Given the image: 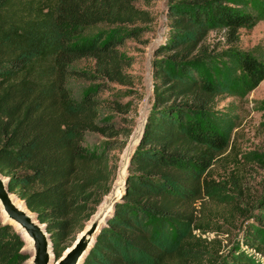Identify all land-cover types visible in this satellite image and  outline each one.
Returning <instances> with one entry per match:
<instances>
[{
	"label": "trees",
	"instance_id": "1",
	"mask_svg": "<svg viewBox=\"0 0 264 264\" xmlns=\"http://www.w3.org/2000/svg\"><path fill=\"white\" fill-rule=\"evenodd\" d=\"M136 2L0 0V172L47 225L56 257L109 192L133 131L135 80L118 34L144 20ZM188 6L173 21L174 37L159 47L172 51L169 58L154 61L153 104L126 195L83 264H262L243 251L216 262L218 249L201 236L210 226L197 202H232L208 170L229 144V113L216 109L219 77L237 75L243 91L264 80V51L236 45L241 28L264 18V6L254 0ZM216 29L229 46L204 44ZM99 79L123 89L102 98ZM256 218L264 224V203ZM247 231L245 243L262 252L264 229ZM23 244L0 219V264H25Z\"/></svg>",
	"mask_w": 264,
	"mask_h": 264
},
{
	"label": "rangeland",
	"instance_id": "2",
	"mask_svg": "<svg viewBox=\"0 0 264 264\" xmlns=\"http://www.w3.org/2000/svg\"><path fill=\"white\" fill-rule=\"evenodd\" d=\"M190 1L193 0H137L136 4L145 11L144 20L123 26V34H118L122 41L118 49L131 59L128 71L135 80L129 87L133 92L129 97L138 101L133 129L143 124L153 104L155 59L165 60L172 53L161 52L159 47L174 37L173 21L181 14L180 8L188 13ZM254 2L264 6V0ZM228 41L226 33L216 29L207 33L204 44L220 49L229 46ZM236 45L245 52L254 48L264 51V18L250 28H241ZM98 81L106 85L102 98H112L117 90L123 89L103 79ZM219 82L216 109L229 113V144L215 154L208 170L216 180L224 182V193L231 196L232 202L226 204L209 198L197 202L200 220L210 226L201 236L211 244V249H218L213 254L216 262L243 251L264 264V250L256 251L245 243L249 228L264 229L256 218L264 203V80L250 91H243L237 75L231 73L220 76ZM193 232L200 234L199 230ZM260 240L264 248V236Z\"/></svg>",
	"mask_w": 264,
	"mask_h": 264
},
{
	"label": "water",
	"instance_id": "3",
	"mask_svg": "<svg viewBox=\"0 0 264 264\" xmlns=\"http://www.w3.org/2000/svg\"><path fill=\"white\" fill-rule=\"evenodd\" d=\"M145 121L137 138L134 129L122 150L115 179L109 192L102 198L94 213L85 221L74 241L64 249L59 257L53 251L47 225L39 220L16 193L9 187L10 178L0 172V219L11 226L21 237V251L28 255L25 264H83L95 245L97 237L108 220L113 216L116 205L123 201L130 177V165L144 133Z\"/></svg>",
	"mask_w": 264,
	"mask_h": 264
},
{
	"label": "bare ground",
	"instance_id": "4",
	"mask_svg": "<svg viewBox=\"0 0 264 264\" xmlns=\"http://www.w3.org/2000/svg\"><path fill=\"white\" fill-rule=\"evenodd\" d=\"M143 123H144V122H143ZM142 126H143V124H142L141 126H139L138 128H135V129H134V135H135V138H137V137L139 136L140 131H141V129H142Z\"/></svg>",
	"mask_w": 264,
	"mask_h": 264
}]
</instances>
